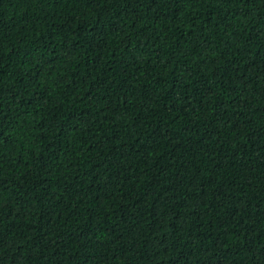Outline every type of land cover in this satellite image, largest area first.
I'll return each mask as SVG.
<instances>
[{
  "label": "trees",
  "instance_id": "16d2710c",
  "mask_svg": "<svg viewBox=\"0 0 264 264\" xmlns=\"http://www.w3.org/2000/svg\"><path fill=\"white\" fill-rule=\"evenodd\" d=\"M0 264H264V0H0Z\"/></svg>",
  "mask_w": 264,
  "mask_h": 264
}]
</instances>
